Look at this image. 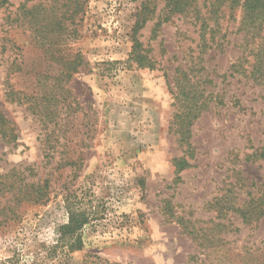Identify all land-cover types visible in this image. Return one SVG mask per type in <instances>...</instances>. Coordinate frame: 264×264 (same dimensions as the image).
Segmentation results:
<instances>
[{"label": "rangeland", "instance_id": "obj_1", "mask_svg": "<svg viewBox=\"0 0 264 264\" xmlns=\"http://www.w3.org/2000/svg\"><path fill=\"white\" fill-rule=\"evenodd\" d=\"M174 2L87 0L68 21L54 52L79 53L82 65L61 83L75 110L57 106L50 157L55 128L35 104L57 92L60 65L47 48L58 32L53 19L37 32L28 11L56 3L0 0V106L18 134L0 135V264H264V216L244 221L216 204L243 207L264 181V83L243 47L242 9ZM134 38L152 68L132 59ZM184 77L206 107L181 141L173 93ZM175 158L191 165L180 170ZM46 180L47 195L34 193ZM70 208L90 220L82 248L64 252Z\"/></svg>", "mask_w": 264, "mask_h": 264}, {"label": "trees", "instance_id": "obj_2", "mask_svg": "<svg viewBox=\"0 0 264 264\" xmlns=\"http://www.w3.org/2000/svg\"><path fill=\"white\" fill-rule=\"evenodd\" d=\"M173 4L175 0H168ZM87 0H55V5L51 9L43 8L39 11L38 8H34L28 11L30 15V21L35 23V30L38 32L44 28L42 26L43 19H53L55 26L57 27V37L54 36L52 43L48 46L47 50L50 52V57L60 65V73L57 77L54 78V85L52 90H57L51 97H45L43 101L47 104L42 106L37 103L36 107H40L41 119L46 124V126L52 125L57 126L59 124V110L57 106L61 103V108H65L66 111H74L73 100L70 99L68 90L61 86V83L68 78H70L73 73L78 72L80 66L82 65V58L79 53H76L72 57H66L62 53H55L54 51H60L59 39H63L64 35L67 33L68 21L70 23H76L77 16L84 10V6ZM232 5H238L242 9V15L239 23V30L244 34L245 46L246 49L250 51V54H253L255 59L252 63V74L254 79L260 84L264 83V0H230ZM176 7H179L180 0L174 2ZM147 9H144V13ZM143 21H142V20ZM146 22L144 14L140 16V19L137 20L134 32H137L141 28L142 24ZM38 23L40 27L38 26ZM49 26L46 24V27ZM49 32H52L49 30ZM73 33L76 32V28L72 30ZM61 36V37H60ZM57 39V40H56ZM134 48L132 53V59L139 63L140 65L154 66V62L141 52L142 43L134 38ZM241 65L235 64L233 67L237 68ZM186 77L184 79L176 80V90L173 93L178 111L175 115L174 126L176 127V132L180 133L181 141H185L191 137V126L194 124L195 119L198 117L199 112L203 107H206V102L203 101L200 105L197 102V92L195 91L194 86H185ZM58 90H62L58 94ZM67 94H66V93ZM35 99H38V96H33ZM54 100L55 108L51 109L48 105L51 101ZM197 110V111H196ZM44 111V112H43ZM196 111V112H194ZM55 128V127H54ZM0 135L7 142H16L18 139V134L16 132L14 123L3 113L0 106ZM56 134V128L50 129L48 133V138L46 139V144L48 145L46 150L48 151L47 155L52 157L53 151L56 147V143L59 142L58 136ZM259 157L264 158V148L261 149L260 153L257 154ZM174 161L176 165H180L179 169H183L191 164L186 158H175ZM74 161L67 160L64 162V166L72 165ZM34 186V185H33ZM261 194L258 196H252L248 202H245L243 207L238 206H226V203L223 202L222 205L217 199L216 204L220 205L222 208L232 209L244 219V221H249L252 219H258L259 217L264 216V181L261 186ZM41 195H47L48 193V181L44 182V185H39L33 191L34 193ZM29 195V194H28ZM27 192L24 194L25 197H28ZM30 197H32L30 195ZM90 214L86 210H73L69 209L68 212V221L67 223L60 226V234L62 239L67 238L70 241L68 246L64 244L60 245L62 251H72L82 248V237L81 230L89 222ZM73 240V241H72ZM72 241V242H71Z\"/></svg>", "mask_w": 264, "mask_h": 264}]
</instances>
